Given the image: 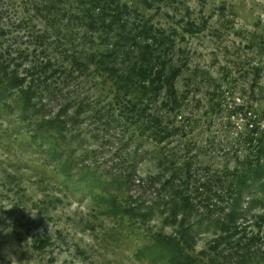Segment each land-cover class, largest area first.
Returning a JSON list of instances; mask_svg holds the SVG:
<instances>
[{
	"label": "trees",
	"instance_id": "obj_1",
	"mask_svg": "<svg viewBox=\"0 0 264 264\" xmlns=\"http://www.w3.org/2000/svg\"><path fill=\"white\" fill-rule=\"evenodd\" d=\"M23 1L37 13L46 11L43 18L53 19L49 17L53 2L64 0H42L45 4L41 5H36L35 0ZM75 1L81 11L75 18L97 34L101 46L96 52L70 48L66 52L64 48L61 61L36 59L20 73L17 68L21 64L0 52V136L5 140L13 136L24 150L48 164L58 179L70 182L67 189L87 194L101 214L119 220L118 224L126 227V235L137 242L134 255L140 262L264 264V129H260L264 111L249 104L231 114H242L246 121L244 131L236 138L245 156L237 159L234 167L211 176L208 186L198 184L202 175L195 167L196 144L183 143L179 138L183 128H176L185 96H178L175 84L185 65H175L172 55L177 36L184 40L183 35H178L177 28L155 24V16L140 11L136 3L130 6L122 0ZM154 1L166 2L139 3L155 7V12L160 13L162 7L154 6ZM200 26L189 20L183 32L196 34L202 30ZM51 85L56 91L67 89L62 96L65 102L54 113L42 103V95L53 91ZM91 87H98L99 93ZM153 107L158 108L155 113ZM70 110L73 114L69 115ZM210 111L209 106L205 116ZM5 121L7 124H2ZM111 122L118 126L119 135L126 134L135 142L132 153L125 154L130 162L119 155L121 164L128 165L126 170L115 169L120 162L109 169L101 168L97 162L88 163L91 156L85 143H111L106 134ZM144 143L154 145L143 153L156 168L146 181L150 187L160 183L149 205L141 196L135 198L129 193L133 185L140 187L144 182L135 166L137 159L142 161L143 153L139 151ZM124 145L128 146L122 143L116 150ZM92 154H96L95 150ZM154 218L162 227L149 231L148 224ZM248 220L253 223L246 226ZM131 233L146 237L143 244ZM208 233L213 235L208 249L195 253L197 236Z\"/></svg>",
	"mask_w": 264,
	"mask_h": 264
},
{
	"label": "rangeland",
	"instance_id": "obj_2",
	"mask_svg": "<svg viewBox=\"0 0 264 264\" xmlns=\"http://www.w3.org/2000/svg\"><path fill=\"white\" fill-rule=\"evenodd\" d=\"M122 1L129 2L130 6L136 3L134 6L140 11L155 16V24L165 29L177 28L178 35H183L184 40L177 36L172 55L175 65H185L175 84L178 96H185L176 128H183L179 137L183 143L196 144L195 167L202 175L198 184L208 186L211 176L220 175L223 168L234 167L236 160L245 156L236 138L244 131L246 121L242 114H231H237V108L249 104L264 111V0H166V4L154 1V6L161 5L160 13L155 12V7H145L140 0ZM34 3L41 5L48 0ZM53 6L49 15L53 19H45L42 15H47L46 11L37 13L23 0L0 2V31L3 32L0 52L21 64H18V73L28 70L36 59L61 61L69 48L96 52L101 46L97 34L75 18L81 13L75 0L54 1ZM189 20L201 25L202 30L184 34V23ZM51 88L52 92L42 95V103L54 113L65 102L62 96L67 89L56 91L53 85ZM91 90L97 94L100 91L98 87ZM163 97L162 94L157 107ZM209 106L211 111L205 116ZM262 118L260 129H264V115ZM84 122L89 123L86 118ZM81 123L80 128L84 126ZM118 132L116 123L111 122L106 132L111 143L99 144L93 140L85 143L91 156L89 164L97 162L101 168L109 169L120 162L121 156L125 159L126 153H132L135 142ZM122 143L128 146L116 150ZM143 146L139 154L154 145L144 143ZM23 148L13 136L6 140L0 136V264H10L6 254L16 256L20 264H147L135 257L137 242L126 235L123 230L126 227L122 228L119 220L101 214L87 194L82 196L73 188L67 189L70 182L62 177L58 179L48 164ZM94 150L96 154H92ZM127 166L120 162L115 169L122 171ZM135 166L144 182L140 187L133 185L129 193L135 198L141 196L149 205L160 183L150 187L146 178L155 174L156 168L146 153L142 161H135ZM248 222L244 224L253 223ZM161 227L156 218L148 224L149 231ZM248 230L256 232L255 228ZM165 232L169 233L170 229L166 228ZM261 234L264 239V227ZM132 236L141 243L146 238ZM212 239L211 233L198 235L195 253L207 250Z\"/></svg>",
	"mask_w": 264,
	"mask_h": 264
},
{
	"label": "clouds",
	"instance_id": "obj_3",
	"mask_svg": "<svg viewBox=\"0 0 264 264\" xmlns=\"http://www.w3.org/2000/svg\"><path fill=\"white\" fill-rule=\"evenodd\" d=\"M6 258L10 261V264H20V261L14 255L6 254Z\"/></svg>",
	"mask_w": 264,
	"mask_h": 264
}]
</instances>
